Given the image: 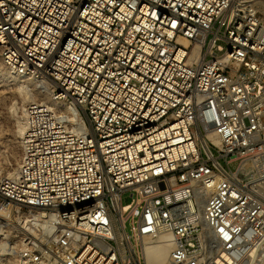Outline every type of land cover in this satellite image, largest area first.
I'll list each match as a JSON object with an SVG mask.
<instances>
[{
    "label": "built area",
    "instance_id": "1",
    "mask_svg": "<svg viewBox=\"0 0 264 264\" xmlns=\"http://www.w3.org/2000/svg\"><path fill=\"white\" fill-rule=\"evenodd\" d=\"M0 58L50 91L0 167L19 264H264V0H0Z\"/></svg>",
    "mask_w": 264,
    "mask_h": 264
},
{
    "label": "bare ground",
    "instance_id": "2",
    "mask_svg": "<svg viewBox=\"0 0 264 264\" xmlns=\"http://www.w3.org/2000/svg\"><path fill=\"white\" fill-rule=\"evenodd\" d=\"M2 75H3V77H6L7 79H9L10 82L17 84L19 87L18 91L20 92V94H19L20 98L15 100V99H11L8 97L9 98L8 100H10V102L7 100V102H9L8 105L6 104V97H7V96H5L6 94H4L3 92H0V106H2V109L5 111L7 116L11 115V114L14 116L15 119H13L14 124H13V128H12L13 129V135H14V137H16V139H19L21 137V134L23 131L22 115H23L25 107L30 102H35V101H40V100L48 101L49 97H50V91H49V88H48L46 82L43 83L44 86H40L42 84L41 80L37 81L35 79L16 78L12 74H10L8 71L4 72ZM24 83H26V84H30V83L35 84L36 83V87L38 89L35 87V89H33V90L31 89V91H25L22 89ZM6 85H8V84H6ZM32 87H33V85H32ZM27 88H29V86ZM66 110L69 113H71L73 115V117H75L77 115V109L72 105H66ZM0 124H1V121H0ZM3 131L0 127V146L3 144L2 143ZM3 154L4 153L2 152V148L0 147V157H2ZM19 156H20V149L17 146V148H15L12 152V161H11L10 165L6 166V167L5 166L2 167L0 164V167L4 168V172L6 175L12 176L17 172V165H18V161H19ZM168 241H170V240L167 239V242L163 241L164 243H158L156 245H150L149 247H147V249H146L147 264H168L169 254H170V251L172 249V244Z\"/></svg>",
    "mask_w": 264,
    "mask_h": 264
},
{
    "label": "rangeland",
    "instance_id": "3",
    "mask_svg": "<svg viewBox=\"0 0 264 264\" xmlns=\"http://www.w3.org/2000/svg\"><path fill=\"white\" fill-rule=\"evenodd\" d=\"M1 65H2V62H1V58H0V84H1L0 85V92H3L4 94H6L5 95V96H7L6 97V104L8 105V103L10 102V100H8L9 98L15 99V100L20 98V95H19L20 92L18 91L19 87L17 84L10 82L9 79H7L6 77H3L2 74L4 72H7L8 70L3 65L2 66ZM6 84H8V85H6ZM32 85H33V87H32ZM28 86L30 89L27 88ZM35 87H36L35 84L24 83L22 89L25 91H31V89L33 90V89H35ZM7 100L9 102H7ZM13 119H15L14 116L12 114L7 116L5 111L2 109V106H0V121H1L0 127H1L2 131L4 130L3 131V139H2L3 144L0 146L2 148V152L4 153L2 155L3 158L0 157V164L2 167H4V166L6 167V166L10 165V163L12 161L13 150L15 148H17V146L19 148L20 138L16 139V137H14V135H13V129H12L13 124H14ZM131 200L132 199H131L130 195L125 194L123 196L122 203H123V205H128L131 203ZM0 264H19L18 258L15 255H12V253H11L10 244L8 246H6L0 242Z\"/></svg>",
    "mask_w": 264,
    "mask_h": 264
}]
</instances>
